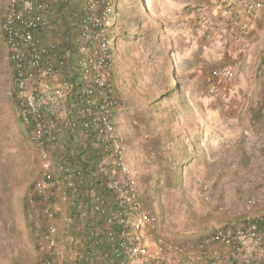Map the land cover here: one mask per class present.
I'll return each instance as SVG.
<instances>
[{
	"label": "rangeland",
	"instance_id": "374dc122",
	"mask_svg": "<svg viewBox=\"0 0 264 264\" xmlns=\"http://www.w3.org/2000/svg\"><path fill=\"white\" fill-rule=\"evenodd\" d=\"M199 3L115 0L111 28L129 164L145 203L165 209L164 230L179 238L264 214V13L254 31L226 34L218 48L194 29ZM1 20L0 2V264H38L45 222L29 199L39 163L19 116ZM50 36L62 39L57 28ZM219 57L235 72L223 94L205 82ZM250 264H264V255Z\"/></svg>",
	"mask_w": 264,
	"mask_h": 264
},
{
	"label": "built area",
	"instance_id": "2783aa9c",
	"mask_svg": "<svg viewBox=\"0 0 264 264\" xmlns=\"http://www.w3.org/2000/svg\"><path fill=\"white\" fill-rule=\"evenodd\" d=\"M71 1L0 0L19 116L39 163L29 199L45 222L36 244L38 264H247L261 259L264 214L195 238L164 230L159 210L144 201L118 129L121 102L111 31L115 0H82L69 38L51 39L61 6ZM199 2L194 29L218 48L226 34L254 31L264 13V0ZM218 59L205 82L211 92L223 94L235 72Z\"/></svg>",
	"mask_w": 264,
	"mask_h": 264
},
{
	"label": "trees",
	"instance_id": "16d2710c",
	"mask_svg": "<svg viewBox=\"0 0 264 264\" xmlns=\"http://www.w3.org/2000/svg\"><path fill=\"white\" fill-rule=\"evenodd\" d=\"M74 3L75 2L71 1L68 4L62 5L60 8V18L57 22V30L61 32V36L63 39L69 38L68 37L69 34L71 35L70 30L73 29V27H74L73 23L77 20L78 7H77V4L76 3L74 4ZM115 7H116V11H117L119 6L116 4ZM176 87H178V84H176ZM72 149L74 150V146ZM71 156L73 157V155H71ZM79 157H80V159H83V153H80ZM183 163H184V160H181L177 164V166L175 167V171H174L175 179H176L175 181L178 185L182 184V182H183L182 170H183V166L185 165ZM156 195H157V193H156ZM158 196H159V193H158ZM158 196H157L156 200L160 201ZM162 211H163L164 215H162V214L161 215L164 219L166 211L164 208L162 209ZM203 235H200V236H203ZM248 264H250V263H248Z\"/></svg>",
	"mask_w": 264,
	"mask_h": 264
},
{
	"label": "crops",
	"instance_id": "0c3cea01",
	"mask_svg": "<svg viewBox=\"0 0 264 264\" xmlns=\"http://www.w3.org/2000/svg\"><path fill=\"white\" fill-rule=\"evenodd\" d=\"M66 211V210H65ZM220 264H230V261H224V262H222V263H220Z\"/></svg>",
	"mask_w": 264,
	"mask_h": 264
}]
</instances>
